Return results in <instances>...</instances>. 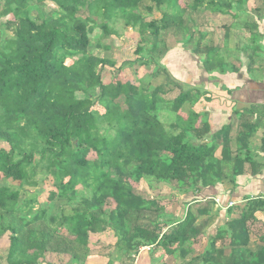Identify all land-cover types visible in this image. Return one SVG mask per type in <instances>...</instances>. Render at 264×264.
Masks as SVG:
<instances>
[{"label":"trees","instance_id":"obj_1","mask_svg":"<svg viewBox=\"0 0 264 264\" xmlns=\"http://www.w3.org/2000/svg\"><path fill=\"white\" fill-rule=\"evenodd\" d=\"M149 1L162 12L160 20L145 21L140 13L145 0H0V18H13L0 24V142L8 147L0 148V174L29 187L38 185L39 176L51 177L55 190L48 203L61 198L72 206L69 214L49 216L35 200L20 202L18 192L0 187V239L8 234L9 243L5 252L0 249V264H51L47 254L83 264L90 258V236L107 230L117 239L119 255L152 247L174 260L160 264H264V233L263 246L249 249L264 200H247L236 218L216 228L201 254L194 246L208 220L198 221L208 219L214 199L193 212L194 200L174 220L164 218L163 207L133 186L147 178L197 195L217 185L234 188L246 164L252 176L262 167L253 161L250 143L259 124L242 122L240 116L232 149L231 126L212 135L194 111L182 117L183 106L194 105L201 94L183 91L162 60L173 50L167 43L172 36L202 58L204 72L225 73L224 55H233L228 49L232 28L246 32L233 51L246 55L259 49L263 35L251 17L264 21V0L254 13L247 12L250 0ZM48 4L54 9L46 12ZM202 11L234 20L236 25L225 28L224 48L203 43L205 34L193 18ZM117 21L137 30L143 42L151 37L148 59L139 64L157 67L166 83L152 85L153 76L138 85L117 78L103 82L107 68L119 70L104 57L109 46L101 42L115 34L110 24ZM3 31L10 35L4 37ZM143 51L138 47L135 53ZM164 112L174 115L168 126L161 121ZM91 153L94 160L88 159ZM32 204L34 216L28 209Z\"/></svg>","mask_w":264,"mask_h":264},{"label":"crops","instance_id":"obj_2","mask_svg":"<svg viewBox=\"0 0 264 264\" xmlns=\"http://www.w3.org/2000/svg\"><path fill=\"white\" fill-rule=\"evenodd\" d=\"M253 1L256 5L247 7L248 13H254L255 9L257 10L262 3V0ZM249 2L247 6H250ZM255 21L258 24V33L263 35L261 40L258 41L259 49L254 50L253 53L248 51L246 55L238 52L237 55L236 51L232 49L236 43L233 42L234 40L229 39L228 49H232L233 55H224L229 65L225 73L204 72L201 67L202 58L185 51L180 46L170 51V55L164 58L167 66L173 67L172 70H169V73L175 81L182 85L183 91L187 92L194 89V91L197 90L201 94V98L194 105L185 104L183 106L179 113L182 117L186 118L190 111H194L202 120H206L212 135L225 131L228 126H231L230 145L232 149L235 145L234 139L240 116H243L242 122L248 121L249 123L259 124L250 141L253 161L262 164L260 169L259 166H256L258 168L257 174L252 176L250 166L246 164L244 166L245 172L236 178L234 188L232 185H217L216 187L203 189L200 193L194 195V199L197 200L195 203L199 204L195 208L202 207L208 199H214L216 202L214 211L219 213V218H213L211 223H208L207 228L209 229L207 232L204 231L205 234L201 237L199 243L194 246L195 253L202 254L205 251L209 237L216 234V228L225 221L236 218L240 208L247 200L256 198L264 200V21L259 22L256 18ZM230 31L232 32V29ZM224 44L221 45L223 48ZM163 62L164 60H162V64ZM189 63H193L194 66L188 69ZM233 65L237 71L231 70L230 67ZM154 79L155 82L158 79L161 80L154 86L166 83L163 74ZM219 154L220 149L217 151V155ZM263 223L264 212H258L256 223L253 225L258 228L255 231L257 234L251 237L249 245V249L253 252L263 246L259 241L260 235L264 233ZM7 248L8 246L0 245L2 252H5ZM226 254H229V251H226ZM118 256L121 257L122 255ZM118 256L113 259L112 264L121 263ZM126 258L129 264H150L151 262L160 264L167 261L174 263L172 258H165L162 251H154L152 247L142 248L135 255H126Z\"/></svg>","mask_w":264,"mask_h":264},{"label":"rangeland","instance_id":"obj_3","mask_svg":"<svg viewBox=\"0 0 264 264\" xmlns=\"http://www.w3.org/2000/svg\"><path fill=\"white\" fill-rule=\"evenodd\" d=\"M187 1L188 0H180L181 3ZM249 3L250 6L247 7H254V5H256L253 0ZM147 6H152L154 8L153 3H151L149 0H145L142 7L140 8V13L144 17L145 21L149 22L153 20H160L162 12L157 8H154L152 12H149L145 10V7ZM52 9L54 8L51 4H48L44 8L46 12ZM194 17L198 26V30L205 34V39L203 40V43L206 44L222 45L224 43L225 28L230 27L231 25L233 26V24L236 25L234 23V20L230 16L212 15L205 11H202L195 16L193 14V18ZM255 18L256 17H251L252 20H255ZM8 21H13V18L11 16L0 18V24L2 25L4 23H7ZM110 27L115 31V34L101 41L106 47L109 46V50H106L103 55L104 57L113 60L115 63V68L119 70L114 71L113 69L107 68L103 72V82L107 84L110 82L111 78H117L121 81H130L132 84L138 85V82L141 79L148 78L149 76H153V79L156 77L158 78V76L160 77V74H157L158 68L152 65L151 63L146 66H141L139 64V59H148L147 50L152 45V42L150 41L151 37L149 41H141V36L137 32V30L125 27L122 21L111 23ZM240 28V26L239 28H232V32L229 31V39H231V41L234 40L233 42L236 44L239 42L242 46V44L244 43L243 38H246V32L242 31V29L240 30ZM3 33L4 37H8L10 35L8 31H3ZM196 38L197 35L195 39H193V42L196 40ZM181 42V40H176L172 36H169V38H167L168 45L173 49L181 46ZM138 47L144 49V51L139 55L135 53ZM234 48L235 47H233L232 49ZM238 52L236 51L237 55L239 54ZM168 53L169 54L167 55H170V52ZM72 61H74V59L67 60V64L72 63ZM163 66L168 70V72L169 70L173 69L172 66H167V62H165V59L163 62ZM192 66H194L193 63H189L188 69ZM153 79L150 81L153 85H156L161 82V80L159 79L157 80V82H155V79L153 81ZM173 120V114L169 115L168 112L161 113V121L166 126H168ZM0 148L8 150L7 145L1 142ZM88 159L94 160L95 155L91 153L88 156ZM36 180L38 182V185L36 187L20 186L19 183H14L10 180H5L0 174V187H7L10 188L12 192H18L20 202L31 199L35 200L36 204L41 205L42 208H47V213L49 216L61 215L62 213L69 214L72 206L67 205V202L64 199L57 198L52 203H48L47 201L49 192L55 190L51 177L44 178V176H39ZM133 186H135V188L140 194L146 196L148 199L155 200L160 207H163L164 210L162 214L164 215V218L167 216L174 220H180L185 213L186 205L191 204L195 200L194 193H182L179 192L177 188L173 185L156 182L147 178L143 179L140 183H133ZM36 204H32L28 208L30 215L34 216L37 212ZM45 204H47V206ZM197 205L199 204H192L191 209L193 212L197 209L195 208ZM108 207L113 208V204L111 203V201H109ZM213 218H219V213L215 212L214 208L211 211L208 219L207 217L200 218L198 223H201L206 219L210 224ZM207 226L204 228L205 232H207V230L209 229L207 228ZM257 229L258 228H255L254 226L252 227V230L254 232ZM60 233L66 236L67 238L71 239L70 236H67L65 229L61 228ZM204 234L205 233L203 232V235ZM116 241L117 239L115 238L114 233L110 230L91 235L88 247L91 258L88 263L84 262L83 264H112L113 259H116L115 257L119 255L116 251ZM8 244V234H6L0 239V245L8 246ZM119 257L120 256H118V258ZM120 259V264H129V261L125 255L122 254ZM46 261L51 264H75L71 263L68 257L56 254H47Z\"/></svg>","mask_w":264,"mask_h":264},{"label":"built area","instance_id":"obj_4","mask_svg":"<svg viewBox=\"0 0 264 264\" xmlns=\"http://www.w3.org/2000/svg\"><path fill=\"white\" fill-rule=\"evenodd\" d=\"M230 205H232V204H230Z\"/></svg>","mask_w":264,"mask_h":264}]
</instances>
